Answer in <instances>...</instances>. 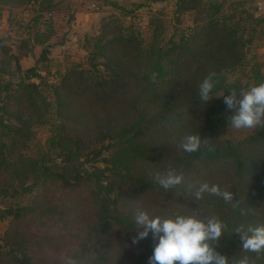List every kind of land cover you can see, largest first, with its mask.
Instances as JSON below:
<instances>
[{"label":"trees","instance_id":"trees-1","mask_svg":"<svg viewBox=\"0 0 264 264\" xmlns=\"http://www.w3.org/2000/svg\"><path fill=\"white\" fill-rule=\"evenodd\" d=\"M0 1L7 4L10 11L18 4L37 2L40 13L46 12L44 19L48 23L42 33L48 37L54 34L52 22L56 12L53 8L58 1ZM180 1L183 5L178 3V6L196 9V5L202 4V8L195 17L199 16L200 20L188 28V32H182L178 40L170 38L162 43L160 28L155 29L152 40L144 44L130 26L116 24L109 28L105 24L100 34L94 36L88 52V68L82 69L78 64L69 67L60 82L51 86L55 96L53 101L39 97L38 102L37 85L26 81V78L39 76L34 66L28 69L29 75L24 76L20 72L18 54L4 55L13 63V70L4 68L8 61L0 60V203L8 197L32 191L34 187L37 193L35 199H28L26 203L16 201L0 208L1 218L9 217L12 224L31 219L42 224L49 214L65 212L64 209L57 211L55 204H40L36 200L49 191L48 185L69 191L90 187L97 198L94 219L89 224L85 222L86 229L70 253L72 259L82 264H149L153 251L152 234L149 233L139 243H133L138 230L135 211L125 209L123 187L116 184V180L104 183L102 173L110 170L124 178L125 170H129L128 165L131 166L133 159L140 163L141 159L146 162L149 158L151 164L158 163L165 148L152 147L154 153L148 157L151 147L147 145V136L157 131L167 134L168 128L175 129L181 121H187L184 115L189 114V121L184 123L183 129H188L189 134L200 135L201 148L193 153L180 148L179 154L174 155L172 166L178 159L184 160L186 167L199 161L227 162L231 167V180L221 190L233 192L234 199L225 202L220 196L204 193L201 200H195L187 193L189 187L182 186L183 182L165 190L154 178L145 179L144 170L135 181V191L148 195L163 189L167 198L181 194L185 209L192 213L195 210L201 218L215 215L227 226L218 245L214 246L229 257V264L244 255L255 259L256 264H264V253L257 259L256 253L244 252L239 234L234 232L240 226L246 229L264 224V163L262 173L250 184L245 179L249 158L242 152L254 147L264 148V126L255 127L251 135L238 140L220 136L229 125L227 117L232 114L224 103L223 95L239 92L240 88V83L226 79L223 74L243 62L241 50L245 43L250 42L243 36L246 25L240 23L243 18L234 20V14L222 12L221 2ZM76 6L71 7L74 10ZM243 20L259 21L251 13H247ZM0 47L2 54H8V48L2 43ZM44 52L42 58L45 57ZM99 65L106 70L105 74L99 72ZM213 72L216 74L213 78L215 86L210 100L205 103L199 96L198 85ZM127 87L132 94L125 109V99L119 103L118 100L125 98ZM10 102L24 103L25 107L9 110ZM53 112L56 120H51ZM7 113L14 116V123L3 121L2 115ZM32 117L37 124L51 126L49 143L54 157L18 163L12 157L13 152L30 135ZM74 117H80V120L85 117L83 130L65 126L63 120ZM180 141L176 137L178 144ZM103 150L109 155L102 160L110 166L102 169H90L93 165L84 167V162L98 160ZM123 156L124 159L119 160ZM57 157L61 158L59 162L55 161ZM184 169V166L175 168L182 174ZM116 188L117 193L112 194ZM143 210L150 216L162 214ZM123 239L125 245L121 244ZM128 243L132 253L125 257ZM44 260H37L26 247L10 246L9 250H0V264H50Z\"/></svg>","mask_w":264,"mask_h":264},{"label":"rangeland","instance_id":"rangeland-1","mask_svg":"<svg viewBox=\"0 0 264 264\" xmlns=\"http://www.w3.org/2000/svg\"><path fill=\"white\" fill-rule=\"evenodd\" d=\"M54 12L55 21L54 34L50 37L42 32L45 30L46 12L40 13V6L37 2H25L13 6L10 11L9 6L0 1V43L8 48V54H2L0 47V60L7 62L4 65L8 71L13 70V63L7 60L4 55L9 53L18 54V62L22 75H29L28 69L35 67L39 76L26 78L28 82H34L38 102L39 97L46 101H53L55 96L52 92V85L59 83L62 74L72 65L78 64L82 69L88 68V52L94 42V36L99 35L103 25L107 24L109 28L116 24L130 26L134 33L145 44L152 40L155 29L162 30L160 35L161 42H167L170 38L178 40L182 32H188V28L195 25L200 19L196 17L197 12L202 8V4L190 8L183 5L180 0H91L97 5L93 11L84 10L83 6L90 0H56ZM216 1L221 2L222 12L225 14H234V20L241 17L244 19L247 13H251L254 19L259 21L249 22L241 20V24L246 25L243 33L244 39H250L242 48L243 62L237 65L233 70L225 71L223 77L228 80H234L240 83V88H247L253 83L264 81V0H200V2ZM77 5V6H76ZM71 6H76L73 10ZM71 7V8H70ZM178 7V9H177ZM69 8V9H68ZM62 11V12H61ZM242 11V12H241ZM250 24V25H249ZM51 26V27H52ZM250 26V28H249ZM61 39V41H60ZM44 52L45 57L42 58ZM99 72L105 74L102 65H99ZM132 73V72H131ZM7 76L10 73L6 74ZM16 80V77H14ZM119 91H122L120 89ZM132 90L125 88V98H120L119 102L125 99L126 105L129 104ZM1 103V102H0ZM43 106L42 104H39ZM24 103H9V110L14 108L23 109ZM216 111V109H215ZM1 114V109H0ZM27 116V115H25ZM187 124L190 116L184 115ZM3 121L14 123L15 118L10 114L2 115ZM54 112L51 120L54 118ZM32 117L31 133L25 138L23 143L18 144L13 152V159L18 163H29L36 159L54 157V152L50 149L49 137L52 129L47 123L37 124ZM65 126L68 129L83 130L85 127V117L64 119ZM184 123L181 121L175 129L168 128L166 132H154L147 136L146 142L150 148L148 151L151 157L154 153L152 147L163 146L158 163L148 162L149 158L141 159L137 163L135 159L128 165L126 178H121L119 174L110 170H104L102 180L106 183L108 180H116V184L121 185L125 190V209L135 211L137 207L147 209L151 213L157 211L161 216H174L177 214L189 215L191 211L184 208L182 195L176 193L168 198L164 195L163 189L155 191L153 194L142 195L141 191H135L134 184L142 170L145 173V179H155L157 172H164L172 166L174 155L179 154V144L176 137L180 140L188 135V129H183ZM254 132L253 129L237 130L227 125L220 134L221 137L231 140L245 138ZM244 149V146L240 145ZM242 150L243 154L248 156V173L245 179L250 184L260 176L263 171L264 148ZM147 154V155H148ZM109 155V152L103 150L96 161L84 162V167L93 169L105 168L110 166L108 162L102 160V157ZM91 156V155H90ZM84 159V158H81ZM124 159L120 157L119 160ZM60 157L55 159L56 162ZM184 166L183 187L188 189L190 196L200 182L209 184H218L220 188L223 185L230 184L231 167L227 162H204L199 161L190 166H185L184 160L178 159L172 168ZM232 184V183H231ZM187 186V187H186ZM49 191L44 196L37 197L40 204H55L56 210L64 209V213H51L45 217L42 224H38L37 219H31L25 222H16L12 224L9 217H0V250H9L10 246L26 247L37 260L45 258V262L50 264H68L72 259L70 253L78 244V241L86 229L85 222L91 223L94 219L93 212L96 210L97 198L92 194L90 187H80L74 190H61L54 185H48ZM34 187L32 191L17 197H8L2 200L0 208L7 207L12 202L26 203L37 193ZM117 193V188L113 190ZM121 244L125 245L123 239ZM125 249V257L131 255V244ZM116 257V256H115ZM4 262V258H3ZM76 264H82L76 260Z\"/></svg>","mask_w":264,"mask_h":264},{"label":"clouds","instance_id":"clouds-1","mask_svg":"<svg viewBox=\"0 0 264 264\" xmlns=\"http://www.w3.org/2000/svg\"><path fill=\"white\" fill-rule=\"evenodd\" d=\"M215 75L214 72L209 73L198 85L199 96L205 103L210 100ZM152 78L155 79V74ZM223 97L227 109L232 112L227 117L232 128L242 130L264 126V81L241 88L239 92L231 91L230 95ZM201 144L199 134H188L181 139L179 147L187 153H193L200 150ZM183 179V174L171 166L155 174L156 182L165 190L180 185ZM204 193L220 196L225 202L234 199L233 192L222 191L218 184L200 182L193 193L195 200H201ZM134 220L138 230L133 243H139L149 233L152 234L153 251L149 264H229V257L218 252L217 246H214L218 245L227 227L215 215L201 218L194 210L189 215L150 216L147 211L137 207ZM234 232L239 234L244 252L256 253L257 259L264 253V224L248 226L246 229L240 226ZM68 264H76V260L70 259ZM232 264H256V260L244 255L233 259Z\"/></svg>","mask_w":264,"mask_h":264},{"label":"built area","instance_id":"built-area-1","mask_svg":"<svg viewBox=\"0 0 264 264\" xmlns=\"http://www.w3.org/2000/svg\"><path fill=\"white\" fill-rule=\"evenodd\" d=\"M97 8V5L94 1H90L88 3H86L84 6H83V9L84 10H89V11H93Z\"/></svg>","mask_w":264,"mask_h":264}]
</instances>
